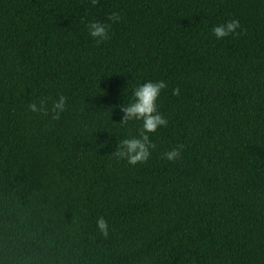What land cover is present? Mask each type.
<instances>
[{"label":"trees","instance_id":"obj_1","mask_svg":"<svg viewBox=\"0 0 264 264\" xmlns=\"http://www.w3.org/2000/svg\"><path fill=\"white\" fill-rule=\"evenodd\" d=\"M161 80L131 165L121 108ZM0 264H264V0H0Z\"/></svg>","mask_w":264,"mask_h":264},{"label":"clouds","instance_id":"obj_2","mask_svg":"<svg viewBox=\"0 0 264 264\" xmlns=\"http://www.w3.org/2000/svg\"><path fill=\"white\" fill-rule=\"evenodd\" d=\"M91 3L96 5L98 0H91ZM109 19L116 22L120 19V15L113 12ZM87 27L89 34L93 38H96L97 43L109 38L110 25L99 21H92ZM240 27L239 20L232 19L224 24L214 26L212 31L217 39H222L230 34L239 36L241 32H238L237 29ZM167 87L168 85L161 80L158 82L148 81L134 89L133 102L121 108L124 115L120 122L127 124L129 121H141L140 136L139 138L131 137L123 139L120 142V146L114 151L116 157L126 159L131 165L146 163L148 161L151 155L150 149L156 147L155 144L151 143L148 133L156 132L158 128L166 127L168 124L167 119L160 114L157 107V100L160 97L161 91ZM179 93L178 87L172 90L173 95H179ZM66 99L64 95H60L59 99L53 103L51 109L53 113L52 119H59L60 114L66 110ZM28 107L32 112H41L44 115L48 114L44 101H41L40 106L31 103ZM183 147V145H179L177 148L165 152L164 158L169 161H176L180 158ZM97 227L103 236H108V223L103 217L98 219Z\"/></svg>","mask_w":264,"mask_h":264}]
</instances>
